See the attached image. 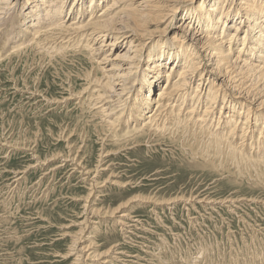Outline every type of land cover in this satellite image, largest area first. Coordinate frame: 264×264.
I'll list each match as a JSON object with an SVG mask.
<instances>
[{"label": "rangeland", "instance_id": "rangeland-1", "mask_svg": "<svg viewBox=\"0 0 264 264\" xmlns=\"http://www.w3.org/2000/svg\"><path fill=\"white\" fill-rule=\"evenodd\" d=\"M208 1L215 21L223 1ZM192 6L184 3L178 16ZM21 21L16 18L7 31ZM32 39L0 35V264H264L262 116L256 130L245 129L246 137L220 147L208 137L212 130L204 129L215 127L209 118L201 126L170 118L166 132L127 140L123 123L112 128L97 113L107 102L106 111L124 116L120 103L116 107L107 94L97 98L100 90L92 89L94 76L103 75L93 60L99 55L79 45L60 48L59 40L46 42L51 49L44 52L38 39L30 45ZM229 111L225 119L245 120L240 107L236 115ZM148 112L140 113L138 123ZM235 121L221 119L216 127L228 136ZM122 214L128 217L122 220ZM75 240L88 258L78 261Z\"/></svg>", "mask_w": 264, "mask_h": 264}, {"label": "bare ground", "instance_id": "bare-ground-1", "mask_svg": "<svg viewBox=\"0 0 264 264\" xmlns=\"http://www.w3.org/2000/svg\"><path fill=\"white\" fill-rule=\"evenodd\" d=\"M86 1H89L88 6ZM222 1L220 15L213 21L216 13L208 9L212 3L208 0H0V21L7 18L6 22L3 21L6 28L0 35L3 38L14 35L19 38L35 37L43 45L40 47L39 44V50L44 52L51 49L46 42L59 40L60 48L64 44L79 45L91 55H99L93 60L100 65L98 68L103 75L100 80L94 76L92 84L99 85L92 89L100 90L96 91L97 98L105 99L107 94L116 107L121 104L120 114L124 113V116L122 119L113 110L106 111L104 105L107 102L103 100L97 113H102L112 128L122 127L120 123H123L125 130H121L122 136L127 140L142 133L166 132L170 118H175L178 124L184 119L187 124L194 121L199 126L209 118V124L213 122L215 127L203 125L204 129L208 132L212 130L208 137L220 147L228 144L227 139L236 140L240 135L245 136V129L256 130L259 116L264 119V0ZM186 2L191 6L199 3L198 8L194 10L192 6L186 14L178 16ZM221 2L213 5L214 8H219ZM97 9H100L99 12H96ZM20 17V27L11 30L16 18ZM10 24L11 28L7 31ZM230 24L236 26L231 27ZM230 27L234 30L225 39ZM218 28L221 30L218 31ZM169 33L173 35L170 38ZM35 39L29 41L30 45L38 44ZM236 46L237 51L234 50ZM150 47L152 50L148 52ZM138 76H141L140 83L136 80ZM196 79L198 82L190 96V88ZM135 81L138 87L134 86ZM157 88L155 98L154 95L152 98V92ZM207 100L209 103L205 105ZM220 100L222 105L219 108ZM179 102L183 105L180 106ZM131 103L134 107L130 106ZM238 107V114L245 115V120L229 116V119L236 120L235 124L229 129L228 136L220 134L223 129L217 128V122L224 119L228 124L231 120L224 118V110L229 109L236 115ZM217 108L218 116L215 115ZM210 109L213 111L211 117L208 116ZM147 111L143 116L145 121L138 123L140 113ZM250 118L254 123L249 127ZM237 149L229 150L232 156L238 152ZM66 161L65 158L63 162ZM92 178L85 177L94 182L95 177ZM124 216L119 217L123 220ZM76 243L75 240L73 250H76L78 261L82 255L88 258L87 250L76 248Z\"/></svg>", "mask_w": 264, "mask_h": 264}]
</instances>
